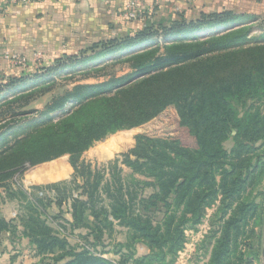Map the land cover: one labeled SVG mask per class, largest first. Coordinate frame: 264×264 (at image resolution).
Wrapping results in <instances>:
<instances>
[{
	"label": "rangeland",
	"instance_id": "1",
	"mask_svg": "<svg viewBox=\"0 0 264 264\" xmlns=\"http://www.w3.org/2000/svg\"><path fill=\"white\" fill-rule=\"evenodd\" d=\"M176 20L185 23L187 27L163 33L158 26H152L146 32L147 36L138 37V32L127 36L131 40L126 44L116 46L107 41L104 45L100 43L96 46L91 45L77 54L60 57L50 64L39 66L36 63L37 67H34L28 74L0 83V202L4 199L17 200L19 209L22 208L24 199L18 189L26 191L23 187L25 185L24 176L39 168H53L55 163H64L71 168L69 176L45 179L41 183H33L30 187L56 185L59 188V196L66 198L63 201L65 207L70 203L68 197L79 196L80 199H85V196L81 194L82 191L97 184L95 189L98 196L95 207L99 216L103 217L100 213L101 207L111 204L107 191H113L117 185L121 184L124 191L128 190L130 196H134L132 201L130 196L126 198L133 212L150 217L152 225H158L162 222L167 210L173 207H165L161 202H158L155 207L153 200L149 197L153 193V188L150 186L142 188L138 183L131 181L128 176L132 174V170L124 161L127 157L131 160L135 159L132 151L138 134L149 133L158 137L170 135V131L165 129L168 112L162 113L154 121L141 127L114 129L93 142L77 157L76 173L69 160V154L66 153L43 163L38 161H41L45 154L36 155L32 160L34 161L33 166H30L28 162L24 164V167L11 165L17 158L29 155L33 143L39 139L53 136L68 127L74 128L84 123L83 114L75 110L87 99L85 94L76 100L69 98L61 106L49 108L56 98L71 92L77 85H98L116 78L130 76L126 81L87 93L93 95V92H96L97 95H106L114 91L117 96L122 97L126 94L132 97L136 96L138 90L147 87L155 91L160 84L168 81L184 82L187 77L194 81L196 72L200 70L203 71L206 82L217 79L221 83L226 80L225 73H229L225 71L226 69L236 66L241 68L245 65L252 70L253 75H261L262 82L260 83L261 80L255 78L251 80L253 82L251 87L233 86L229 88L231 89L229 91L222 89L219 99L221 101L227 99L226 102L229 103V109L224 115L228 133L222 141V147L227 152L235 146L238 147L240 156L237 157L238 164H244L252 159L255 163L252 178L249 177L242 192L240 190L239 193L225 198L219 195L215 204L207 208L199 223L194 224L192 221L187 223L188 227L184 230L185 247L177 251L174 256H166V259H163L164 257L160 256L157 250L158 255L155 256V262L163 260L165 264H175L183 260L184 264H206L210 259L215 237L219 235L226 219L234 214L239 203L250 206L251 202H256L257 209L246 207L245 221L238 223V248L231 254L230 261L238 263V258L241 257L242 264H264V257L261 255L264 232V137H260L264 134V129L261 124H258L257 130L249 129L256 120L257 114L260 121L264 120V74L259 73L264 69L260 66L261 62H264V13H233L219 20L192 26L188 24L189 21L196 20H187L183 16ZM171 23L164 26H169ZM127 37L121 38L120 41ZM230 37L233 38L232 42L228 41L211 52L205 53L201 64L180 63L170 73H167L169 67H165L166 65L161 68L157 67L154 72L159 73L152 77L139 71L140 67L157 63L167 50H177L182 46L195 44L210 45L219 38ZM37 60L38 56L34 58L35 62ZM219 76L224 77L219 78ZM147 80L149 82L146 85H139V87L136 85L138 89H135L133 93L123 92L124 84L130 83L133 86L137 81L139 83ZM82 91L86 93V90ZM89 98L90 96L87 100ZM227 168L231 169L229 166ZM135 178L150 181L138 174ZM26 192L31 193V189ZM45 196H47L46 193L43 197ZM46 223L53 228L54 224L64 226L63 222L57 219H49ZM106 223L103 222L101 225L104 228L101 234L94 232L96 239L93 238L91 242L94 241L97 247L92 252L108 250L110 253L103 254V257L116 262L126 259L129 253L126 249L119 247L118 243L126 245L128 233L138 235L140 231L136 228L128 229L116 222ZM86 233L88 231L85 228L71 232L74 239L70 238V245H83L85 241L82 236ZM138 244L137 242L135 245V257H139L136 251ZM121 249L123 256L114 252ZM126 261L127 264L131 263L128 259Z\"/></svg>",
	"mask_w": 264,
	"mask_h": 264
},
{
	"label": "trees",
	"instance_id": "2",
	"mask_svg": "<svg viewBox=\"0 0 264 264\" xmlns=\"http://www.w3.org/2000/svg\"><path fill=\"white\" fill-rule=\"evenodd\" d=\"M232 14L231 11L201 13L199 19L189 21L188 24L190 26L201 25ZM158 27L163 33H168L187 26L175 20L169 26L158 25ZM151 28L152 26L145 27L137 33V36H147L146 32ZM129 38L121 41L111 39L108 42L120 46L129 42L131 40ZM232 39V37L219 38L210 45L195 44L182 46L177 50H167L157 63L140 67L139 71L152 77L159 73L154 72L157 67L161 68L166 65L165 67H169L167 73H170L180 63L201 64L205 53L211 52L228 41L232 42ZM104 43L106 42H100L102 45ZM97 44L99 43L93 46ZM260 66L264 68V62H261ZM225 71L229 73H225L226 80L221 83L217 79L206 82V77L200 70L196 72L194 81L190 77H187L184 82L168 81L160 84L155 91L147 87L138 90L136 96L132 97L126 94L122 97L117 96L114 91L106 95H97L96 92H93V95L87 93L126 81L130 76L116 78L98 85H77L71 92L56 98L49 105V108L53 109L61 106L69 98L76 100L85 94V98L88 99L90 96L89 100H84L75 110L83 114L84 123L82 125L74 128L68 127L61 133L39 139L33 143L29 155L17 158L11 166L24 167L26 162L33 166L34 161L32 160L36 155L45 154L42 160L38 161L43 163L66 153L69 154V160L76 173L77 157L93 142L114 129L141 127L154 121L162 113L168 112L165 129L170 131V135L158 137L149 133L138 134L132 151L135 159L131 160L127 157L124 163L132 170V174L128 176L131 181L138 183L142 188L146 186L153 188V193L149 197L153 200L155 207L158 202H161L163 206L173 208L167 210L162 222L153 226L150 217L133 212L126 200L131 194L128 190L124 191V187L119 184L113 191H107L111 204L101 207L100 213L103 217H100L95 207L98 196L95 189L97 184H95L88 190L82 191L81 194L85 196V199H80L79 196L67 198L70 200L72 215V222L69 224L70 234L78 228H85L88 231L82 236L85 241L83 245H70L65 236L46 223L49 220L47 208L52 200L58 207H61L63 201L66 200L59 196V188L56 185L32 186L29 194L19 188L18 192L23 196L24 206L20 208L17 219L23 227L22 234L29 238L37 252L42 255V259L36 264H127V259L130 260V264H165L163 260L155 262V256L158 255L157 250L160 256L164 257L163 259H166V256H174L177 251L185 247L184 230L188 227L189 221L194 224L199 223L207 208L215 204L219 195L224 198L231 197L240 190L241 192L244 190L249 177L252 178L255 163L251 159L244 164H238L237 157H240L238 147H233L229 152L222 147V141L228 133L224 115L229 109V103L226 102L227 99L221 101L219 95L222 89L229 91L231 90L229 88L233 86L251 87L253 85L251 80L255 78L261 80V83L262 76L253 75L252 70L245 65L241 68L231 67ZM231 73L234 75H230ZM259 73L264 74V69ZM220 76L219 78L224 77ZM149 80L139 83L137 81L133 86L126 83L123 92L133 93L135 89H138L136 85L138 87L146 85ZM82 90H86V93H82L84 92ZM258 124H261L264 129V120L260 121L257 114L256 120L249 129L257 130ZM260 137H264V134ZM136 174L150 181L136 179ZM42 189L52 192L53 199L48 195L38 196L37 192L43 191ZM133 199L134 196H130V200ZM246 207L256 210L257 204L251 202L248 206L245 203H239L234 214L226 219L219 235L215 237V244L206 264H242L241 257L238 258V263L230 261V258L238 248V223L240 221L244 223ZM53 218L60 219L58 215ZM103 222L108 224L116 222L120 226L128 229L136 228L140 231L138 235L128 233L126 245L118 243L119 247L128 251L129 257L116 262L103 257V254L110 253L108 250L92 252L97 245L91 240L96 239L94 232L102 233ZM5 230L14 232L16 226L11 220L6 221L0 218V233ZM137 242L147 247L148 252L145 255L135 257ZM114 252L123 256L122 249Z\"/></svg>",
	"mask_w": 264,
	"mask_h": 264
},
{
	"label": "crops",
	"instance_id": "3",
	"mask_svg": "<svg viewBox=\"0 0 264 264\" xmlns=\"http://www.w3.org/2000/svg\"><path fill=\"white\" fill-rule=\"evenodd\" d=\"M127 1L42 0L20 5L0 0V83L28 74L37 67L36 63L39 66L50 64L60 57L77 54L93 44L127 37L147 26L169 24L180 16L196 20L201 13L225 10L236 14L264 13V0H144L146 9L143 16L126 21L120 17V12ZM10 53L23 57L26 66L9 63L5 55ZM45 168L24 176L23 187L26 191L31 189L33 183L71 174V168L64 163H55L53 168ZM45 193L53 199L52 192ZM19 212L17 200L4 199L0 202V218L11 220L16 226L14 232L5 230L0 233V264H36L42 259L35 245L22 234L23 227L17 219ZM47 213L49 219L53 220L58 215L64 221L63 227L54 224V228L69 242L74 237L70 234L69 226L72 222L70 203L58 207L52 200ZM136 251L139 254L137 256H142L148 249L139 243ZM175 264L184 263L180 260Z\"/></svg>",
	"mask_w": 264,
	"mask_h": 264
},
{
	"label": "built area",
	"instance_id": "4",
	"mask_svg": "<svg viewBox=\"0 0 264 264\" xmlns=\"http://www.w3.org/2000/svg\"><path fill=\"white\" fill-rule=\"evenodd\" d=\"M8 4H20V5H28L32 2L42 1V0H6ZM144 0H128L124 8L120 12V17H122L126 21L139 19L143 16V13L146 9ZM152 12V10L150 11ZM5 58L12 65H25V60L23 57L13 53L6 54ZM39 196H44L43 191H39Z\"/></svg>",
	"mask_w": 264,
	"mask_h": 264
},
{
	"label": "water",
	"instance_id": "5",
	"mask_svg": "<svg viewBox=\"0 0 264 264\" xmlns=\"http://www.w3.org/2000/svg\"><path fill=\"white\" fill-rule=\"evenodd\" d=\"M263 217H264V207H263ZM261 255L262 257H264V232H263V239H262Z\"/></svg>",
	"mask_w": 264,
	"mask_h": 264
}]
</instances>
